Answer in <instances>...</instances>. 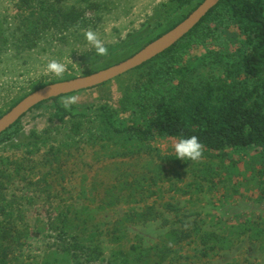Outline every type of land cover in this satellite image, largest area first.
Returning a JSON list of instances; mask_svg holds the SVG:
<instances>
[{"label": "trees", "instance_id": "1", "mask_svg": "<svg viewBox=\"0 0 264 264\" xmlns=\"http://www.w3.org/2000/svg\"><path fill=\"white\" fill-rule=\"evenodd\" d=\"M177 1L181 6L186 2ZM201 2L150 42L182 22ZM92 6L62 7L51 0H19L17 7L25 14L18 23L20 35L15 43L16 48L34 49L40 34L49 29L68 31L86 27L89 18L86 17L85 9ZM1 29L0 23V35ZM200 44L204 49L196 52L194 46ZM216 66L222 68L221 76L210 74L202 77L200 74V68ZM133 71L139 75L133 84L125 88L124 99L116 115H112L106 107L98 115L96 124L89 122L83 114L69 115L70 126L66 131L69 136L84 137L87 131H91L93 124V138L97 144L108 148L110 158H135L148 153L158 162L150 177H144L143 182H150L151 186L168 182L170 190L182 194L188 193L185 190L189 191L192 186L196 190L206 191L204 182L208 190H213L220 167L228 171L229 165L248 162L246 169L251 173L250 180L258 185L256 199L264 200V0H221L181 41ZM29 94L17 100L12 107ZM61 97L49 101L55 103L56 115L64 120L66 111L59 104ZM20 120L0 135V143L16 139L11 142L12 146L25 148L28 155L15 160L0 157V264H7L12 252L21 247L27 234L18 227L19 203L16 196H9V182L18 178L33 184L30 176L22 170L30 163L32 154L41 150V145H48L43 154L46 163L53 166L54 162L61 159L60 147L49 141L46 132L32 131L26 136L19 128ZM192 135L204 144L203 158L209 161L201 162L200 167L194 169L199 181L194 185L188 184L183 190L175 186L181 182L182 172L173 167L171 161L180 164L181 168L187 166L190 160L181 163L177 156H163L158 148L151 146V142ZM167 165H170V171ZM29 168L33 170L32 166ZM48 176L44 174V180ZM122 189L137 191L142 201L157 195V191L146 190L144 183L138 180ZM132 192L128 195L129 199L134 195ZM116 200L106 202L100 208L112 206ZM156 205L157 200L140 212H130L124 220L147 222L159 218ZM163 208L173 214V221H170L172 228L168 234L152 246L134 242L124 247L126 232L123 226H109L97 221L96 217L90 215L97 211L89 205L83 206L81 210L68 207L53 223L60 245L56 244V249L34 264L99 263L105 256L104 242L112 246L109 264H164L166 261L171 264L178 259L191 258L205 262L204 259L213 255L223 254L227 257L226 252H221H231L242 239L258 243L264 251V221L244 223L237 234L231 233L233 235L229 237L228 234L204 228L198 214H184L174 202H166ZM87 212L89 214L84 216ZM167 223L165 220L164 224ZM102 225L106 227L103 229ZM185 247H189L194 255L185 256ZM234 262L255 264L241 259Z\"/></svg>", "mask_w": 264, "mask_h": 264}, {"label": "rangeland", "instance_id": "2", "mask_svg": "<svg viewBox=\"0 0 264 264\" xmlns=\"http://www.w3.org/2000/svg\"><path fill=\"white\" fill-rule=\"evenodd\" d=\"M51 1L62 7L76 5L84 8L93 4L91 8L85 9L86 17L89 18L87 26L68 31H43L34 49L18 50L15 46L20 35L18 23L25 13L17 7L19 0H0V116L21 97L45 84L84 76L128 58L172 27L202 0H186L183 6L177 0ZM92 18L96 20L91 21ZM88 28L98 32L108 47V56L96 55L95 49L88 44L84 36V30ZM202 48L204 49L202 44L194 46L196 52L202 51ZM52 58L67 63L68 71L63 78L45 72L46 64ZM70 60L75 65L69 62ZM199 70L202 77L210 74L216 77L222 75V68L219 66L202 67ZM138 75L137 72L130 71L106 84L70 94L77 95L79 102L72 106L71 111L65 110L64 120L56 115L53 101L45 102L21 118V133L27 136L32 131L46 132L49 141L60 147L61 159L54 162L53 166L46 163L43 154L48 145H41L39 152L32 154L31 159L28 157L30 163L22 170L25 175L30 176L33 184L18 178L9 182V196H16L19 203L18 227L22 233L27 234L21 247L12 252L7 264H34L40 262L45 254L56 249V244L60 245V242L53 223L68 207L71 210H81L83 206L89 205L97 211L90 213L97 221L109 226H123L126 232L124 247H129L134 242L152 246L164 238L172 228L170 221H173V214L163 208V205L170 201L182 208L181 212L184 214H198L204 228L219 234H228L229 237H232L231 233L237 234L244 223L264 221V200L256 199L258 185L254 180H250L251 173L246 169L248 162L236 166L229 165L228 171L220 167L214 180L216 188L208 190L204 182L206 191L202 192L196 190L195 186L190 187L189 191L185 190V186L194 185L199 181L194 169L200 167L201 162L209 160L202 158L198 162L190 161L187 166L181 168L180 164L171 161V165L182 172L181 182L175 185L188 192L182 194L170 190L168 182L153 186L150 182H143L144 177H150L149 174L158 162L148 153L135 158H110L108 148H103L95 142L93 124L91 131H87L84 137L69 136L66 132L70 126L69 115L83 114L88 117L89 122L95 124L99 120L98 115L106 107L112 115H116L124 99L125 88L133 84ZM126 120L129 121V118ZM13 141L0 143V157L15 160L28 156L25 148L17 149L12 146ZM177 141L175 138H162L151 142V146L158 148L163 156L174 157L176 153L173 146ZM247 158L251 161L250 156ZM180 161L183 163L185 160ZM170 169V165H167V170ZM46 173L49 176L44 180L43 175ZM135 180L144 183L146 190L149 188L157 191V195L142 201V196L137 194V191H131L134 195L129 199L131 192L122 187L134 183ZM115 200L116 204L100 208L106 202ZM156 200L159 218L147 222L124 220L130 212H140ZM87 214L89 212L84 216ZM165 220L168 221L167 224H164ZM102 227L104 229L106 226ZM103 246L104 260L95 264H109L112 246L108 242H104ZM224 252L228 254L227 257L222 256L223 254L213 255L204 259L205 262L192 258L178 259L171 264H237L234 261L239 259L264 264V251L259 248L258 243H250L247 239H242L231 252L223 250L221 253ZM183 253L190 257L194 255L193 251H189V247H185ZM164 264L170 263L166 261Z\"/></svg>", "mask_w": 264, "mask_h": 264}, {"label": "water", "instance_id": "3", "mask_svg": "<svg viewBox=\"0 0 264 264\" xmlns=\"http://www.w3.org/2000/svg\"><path fill=\"white\" fill-rule=\"evenodd\" d=\"M220 1L221 0H203L188 17L174 28L147 44L131 57L117 64L89 75L51 83L31 92L0 117V135L11 128L18 120L40 103L103 85L164 53L190 33Z\"/></svg>", "mask_w": 264, "mask_h": 264}, {"label": "clouds", "instance_id": "4", "mask_svg": "<svg viewBox=\"0 0 264 264\" xmlns=\"http://www.w3.org/2000/svg\"><path fill=\"white\" fill-rule=\"evenodd\" d=\"M84 36L88 44H90L98 56H108L109 50L105 42L100 38L98 32L92 28L84 30ZM69 62L73 63L72 60ZM75 65V63H73ZM68 71L67 63L60 59L52 58L48 60L45 72L54 75L58 78H63L64 74ZM79 102V97L77 95H65L59 100L60 105L66 110L71 111L72 106ZM174 151L176 156L180 160H190L192 162H198L203 158L204 155V144L200 139L192 135L187 138H179L174 144Z\"/></svg>", "mask_w": 264, "mask_h": 264}]
</instances>
